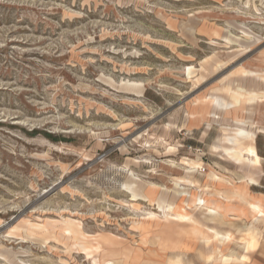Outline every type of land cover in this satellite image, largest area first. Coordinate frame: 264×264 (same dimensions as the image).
<instances>
[{"label":"rangeland","instance_id":"obj_1","mask_svg":"<svg viewBox=\"0 0 264 264\" xmlns=\"http://www.w3.org/2000/svg\"><path fill=\"white\" fill-rule=\"evenodd\" d=\"M253 62L264 63V0H0V264H169L157 241L185 240L182 220L143 214L165 202L193 215L207 200L189 186L203 167L193 112L227 83L258 87L235 75L264 72ZM232 107L229 95L193 124L230 134ZM224 197L249 219L264 211ZM249 255L264 264V246Z\"/></svg>","mask_w":264,"mask_h":264},{"label":"crops","instance_id":"obj_2","mask_svg":"<svg viewBox=\"0 0 264 264\" xmlns=\"http://www.w3.org/2000/svg\"><path fill=\"white\" fill-rule=\"evenodd\" d=\"M254 65L264 67V63L257 64L255 62L245 66ZM263 76L264 72L261 70L248 71V73L243 76L252 77L259 83L258 87L244 86L246 87L247 93L252 91L251 93H254V96L260 99L258 102H253L252 104L245 102L241 107H232L228 109V111L233 110L232 112L238 114L231 115L233 122L235 117L248 119V122L244 123L241 127L246 133L242 138L241 144L243 147H253L255 155L258 157V165L252 166L246 163L237 164L232 159L227 158L221 149L216 150L214 153V151L211 150V147L217 143V139L219 135H221L220 127H208L207 122L206 127L204 128L200 127V125L193 124L195 122H205L203 120L205 118H210V113L213 111L218 113L223 110L215 109L214 104H209L206 113L202 114L199 110L193 112L194 114L192 118L195 119L191 121L192 125H190V129L187 131L195 133V141L191 142V147H193L196 152L191 158L200 159L203 162L205 171L196 172L194 174L195 178L201 183L200 187L189 186L194 188L192 189L194 193L206 198L211 205L220 206L224 220L214 221L207 217H200L195 221V224L209 231L211 233L209 238L203 240L190 237L186 238L183 236L185 240L175 238L171 239V241L181 240V242H185L190 248L194 245L195 247L193 250H198L197 252L194 251V256L199 264H251L249 252L256 250L260 245L262 247L264 246V241L262 242L260 240L259 228L256 226L257 223L264 224V215L259 218L249 219L248 214L246 213L248 208L238 197H234L231 201L226 200L224 197V194L229 195L234 190H237L238 194L242 195L247 201L259 203L264 206ZM223 96L225 97V95ZM250 115H253L252 118ZM184 130L185 128L183 127L182 131ZM226 163H230L231 166H227ZM209 170L214 171L215 173H212L223 180H211L206 173ZM181 175H185L184 169ZM215 191L220 192L221 194L218 195ZM247 221L251 222L249 223ZM214 243L216 246L213 245ZM190 248L188 250L168 249L167 262L169 264H194L193 259L186 255L188 252L190 254ZM237 249H240L241 252H237ZM158 252L163 251H155L157 256ZM175 257H179L180 261L178 263L173 262Z\"/></svg>","mask_w":264,"mask_h":264},{"label":"bare ground","instance_id":"obj_3","mask_svg":"<svg viewBox=\"0 0 264 264\" xmlns=\"http://www.w3.org/2000/svg\"><path fill=\"white\" fill-rule=\"evenodd\" d=\"M213 34H217V32L215 31ZM235 75L244 76V75H246L245 70L242 69L240 74H237L235 72ZM231 93H233V94H231ZM222 94H226L227 97H226V95L224 97ZM229 95H231L232 99L239 106L245 102L252 104L253 102L256 103L260 100L258 97L247 96L244 93V86L243 85L239 84L236 87V89H233L231 84L227 83L226 85L217 88L214 91V93H212L209 96V103L211 105L214 104L215 107L218 109H224L228 105ZM214 115L215 114H213L212 116H214ZM214 117H216V116H214ZM234 122L236 125V129L230 134L219 135V137L217 139V143H215L213 146L211 145L212 146L211 150H213L215 153L216 150L221 149L225 153L227 158L232 159L237 164L246 163V164H249L252 166L258 165V157L255 155L253 147H243L241 144L242 138L246 134L245 131L241 127L244 123L248 122V119L235 118ZM221 150H220V152H221ZM244 154H246L245 155L246 157L244 156ZM123 188H125L128 192H131L132 197H135L137 195L133 191L132 184L125 183V184H123ZM196 206H197L196 214L183 215L180 212V210L178 211V209H176L174 213H171L170 211H168L166 208L165 202H164L162 205L158 204V207L161 210L160 214H157L158 212L155 213V212L149 211V212L143 214L146 216H144L142 219L148 221V220L158 219L159 217H162L165 219L177 218L179 220H182V221H177V224H178L177 225L178 230H176L177 235L184 236L186 238L190 237V238L203 239L204 240V239L209 238L211 236V233L209 231H207L206 229H203L202 227L196 225L195 221H197V219L200 217L201 218L207 217V218L212 219L214 221H221V220H224V216H223V213L221 212L220 206L211 205L208 200H204V199L197 197ZM263 215H264V211H262L261 209H258L255 211L253 219L259 218ZM231 220H234V219H231ZM136 226L140 230L146 229V226L143 225V221H141ZM213 233H215V232H213ZM233 244H235V243H233ZM157 246L159 247L160 250H167V249L188 250L190 248L185 242H181V240L180 241H171L167 238H159V240L157 241ZM133 252H134V254H133V257L131 260L133 262L138 261L139 257H138L137 250H135ZM172 256H174V255H172ZM198 256H199V254H198ZM237 256H238V253H237ZM179 261H180L179 257H175L173 259L174 263H178ZM224 261H225V259H224Z\"/></svg>","mask_w":264,"mask_h":264},{"label":"built area","instance_id":"obj_4","mask_svg":"<svg viewBox=\"0 0 264 264\" xmlns=\"http://www.w3.org/2000/svg\"><path fill=\"white\" fill-rule=\"evenodd\" d=\"M205 171V167H202L201 169H200V172H204Z\"/></svg>","mask_w":264,"mask_h":264}]
</instances>
